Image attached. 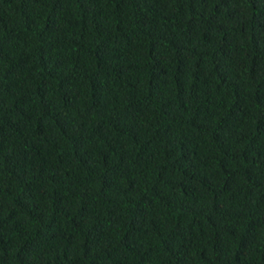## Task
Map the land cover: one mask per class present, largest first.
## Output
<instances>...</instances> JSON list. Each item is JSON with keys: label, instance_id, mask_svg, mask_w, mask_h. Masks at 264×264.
Wrapping results in <instances>:
<instances>
[{"label": "trees", "instance_id": "16d2710c", "mask_svg": "<svg viewBox=\"0 0 264 264\" xmlns=\"http://www.w3.org/2000/svg\"><path fill=\"white\" fill-rule=\"evenodd\" d=\"M0 264H264V0H0Z\"/></svg>", "mask_w": 264, "mask_h": 264}]
</instances>
